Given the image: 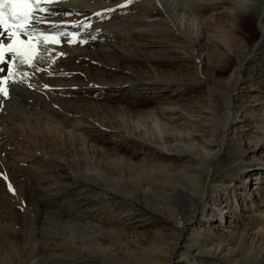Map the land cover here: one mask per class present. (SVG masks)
Here are the masks:
<instances>
[{
  "label": "bare ground",
  "instance_id": "1",
  "mask_svg": "<svg viewBox=\"0 0 264 264\" xmlns=\"http://www.w3.org/2000/svg\"><path fill=\"white\" fill-rule=\"evenodd\" d=\"M249 2L41 6L50 11L38 13L45 18L39 28L79 36L71 44L62 36L59 45H41L48 55L36 62L39 71L16 61L13 79L33 87L17 84L0 98V264H264V203L253 196L264 172L262 131L256 141L240 138L229 148L240 173L216 181L228 132L240 120L231 115V90L212 78L222 65L210 50L228 63ZM93 34L102 38L94 49ZM159 42L172 51L154 50ZM3 64L0 77L8 75L9 63ZM175 64L188 67L166 69ZM241 70L229 79L239 82ZM153 91L152 106L110 97ZM220 91L219 113L212 97ZM199 92L206 104L189 99ZM8 184L19 190L18 200L33 198L37 221L21 213L24 203L15 207ZM51 186L54 193L44 191ZM46 193L54 195L53 207L61 199L52 213L65 208L72 218L48 219L51 210L43 213L39 204ZM247 212L258 216L253 228L239 224Z\"/></svg>",
  "mask_w": 264,
  "mask_h": 264
},
{
  "label": "rangeland",
  "instance_id": "2",
  "mask_svg": "<svg viewBox=\"0 0 264 264\" xmlns=\"http://www.w3.org/2000/svg\"><path fill=\"white\" fill-rule=\"evenodd\" d=\"M263 15H264V0H251V2H249L248 6H247V9H245V11H244V15H243V19H242V30L238 29V38L235 39L234 47L229 51L228 63L225 62L226 61L225 57L220 56V54L216 51L210 50L211 55L214 58L221 61L220 65H222L217 70V73H215V75H213L212 78L216 79V81L218 83H220L221 81H224L227 84L228 88L231 90L233 97H234V105L232 106L231 115L232 116L238 115L239 120H240L239 121L240 123L238 124V126L236 128H232L228 132L230 146L225 147V149L223 151L222 158L220 159L221 163H219V165L217 167V171H216V179H217L216 181L217 182H225V181H223V180H227L225 177V174L238 175L240 173L239 169L236 166L238 164L237 163L238 161L237 160L235 161L231 157V154L229 152V148L232 146L234 147L235 145H241L242 142H241L240 138H242V139L248 138L251 141H256L257 139L255 137V132L262 131V134L264 133V114H263V112L259 111V107L262 106L264 103V36L261 37V30H260V27H261L260 24L262 21L264 22V16ZM96 36H97L96 34H93L91 37H96ZM105 37H104L105 40L106 39L112 40V37H110V38H109V36H105ZM96 39H97V37H96ZM99 39H102V38H99ZM99 39H97L95 42L89 44L90 48H92V49L97 48L98 43L100 44L102 42V41L98 42V41H100ZM127 44H130V42L127 41ZM256 44H258V46H256ZM152 48L154 50H156V49L163 50V52H165V50H167L169 52L172 51L171 49H167V46L164 45L162 42L161 43L159 42L158 44H156ZM221 50L223 52V48H221ZM221 50H220V53H221ZM172 55L173 54L171 53V56ZM180 65L181 64H175L171 67L166 66V69H170V70L175 71L179 68H182V72L183 71L185 72V70L188 66H186V65L183 66V64H182L181 65L182 67H181ZM29 67H31V66L29 65ZM238 67H242L240 81L238 82L235 79L230 80L229 79L230 74L233 72V70L235 68H238ZM0 68H2V66ZM235 88H238V89H235ZM99 92L101 93L102 91H98V94L96 95L99 99L109 100L108 97H106L104 94L100 95ZM153 92H149L148 95L143 96V97L139 96V94H134L131 97L124 95L125 96L124 97L120 93L115 94L114 96L111 95L110 97H113L112 99H113L114 103L119 102V103L128 104L130 106L131 105L132 106L137 105V103H139V104L142 103L141 105H143V103H145V104H147V106H152L154 104L153 95H155V92L154 93ZM79 96H82V92ZM120 96H122V97H120ZM188 96H191V95H188ZM222 97H223V93L221 91L217 92V94H215L212 97L213 98L212 101H214V102H212L213 106L218 107L217 109L219 110V113L223 108L222 105L220 104ZM125 98H127V99H125ZM189 99L191 101H193V103H195V101H197V100H199V102H202L204 104L207 103L205 94L200 93V92H199V95H193ZM201 99H202V101H201ZM58 104H56V105L58 107H61ZM62 107H65V106H62ZM263 173L261 174V178L259 180L260 183H259V188L257 189V194L253 195V196H256V197H254V199L257 203H264V174ZM246 176L248 177L249 173H246ZM50 188H52V186L49 188L46 187V189L44 191H46L47 193H49L50 191H53ZM65 191H66V193L70 192V191H67V189ZM14 192H16L18 194L16 195V193H14ZM54 192L55 191L50 192V193H54ZM47 193L44 195V197H42V198L39 197L40 198L39 204L41 207L40 210H42L43 213H45V211L48 212L49 210H51V211H49V214H47L48 216L46 215L47 218L50 220H55L56 217H58V215H59V217L61 216L60 218H62L63 220L67 217V219H65L64 221L71 219L72 215H70V214H72V210H71V212L70 211L67 212L64 208L63 210L67 214H63V213H65L63 210H62V212L59 211L58 213H54V212H53L54 214L52 213V210L54 211V208L60 204L61 199L59 198L57 200L58 202L57 201L55 202L56 206L53 207V204H54L53 203V201H54L53 196L54 195L51 194L49 196ZM10 194H11L12 200L14 199L13 202L15 201L14 202L15 207L20 209V205L24 202L22 200H18L19 190L15 188L14 191L10 192ZM12 194H14V195H12ZM15 195H16V197H15ZM46 195L48 197H45ZM16 198H17V200H16ZM31 200H33V198ZM31 200H29L28 202L25 200L26 206H28V207H26L25 203H24V206L22 209L24 212L22 211L21 213L24 214V217H26V219L29 218V219H27L28 221H30V220L33 221L35 219L33 221V222H35V221H37L36 209L34 208V204ZM30 202L32 204H30ZM42 207L45 209H43ZM25 210H27V211H25ZM247 213L249 214V216H246L245 218H243V220L240 221L239 224L241 225V227H249L250 226L253 228V227H255L256 222L259 223V220L257 219L258 216H256L254 213H250V212H247ZM55 214H57V215H55ZM53 215H54V218H53ZM64 215H66V216H64ZM68 215H70V216L68 217ZM238 216L239 215L236 216L237 219L240 218V216L239 217ZM22 221H24V219ZM59 229L57 228L56 230L62 231L65 228L60 227ZM33 231H30V232L32 233Z\"/></svg>",
  "mask_w": 264,
  "mask_h": 264
},
{
  "label": "snow or ice",
  "instance_id": "3",
  "mask_svg": "<svg viewBox=\"0 0 264 264\" xmlns=\"http://www.w3.org/2000/svg\"><path fill=\"white\" fill-rule=\"evenodd\" d=\"M57 0H0V38L7 34L10 37V43H3L0 39V64L5 63L6 53L11 54V61L9 62L8 75L0 77V98H8L10 95L9 89L17 84H26L27 87L32 88L31 83H27L25 79H13L16 75V61L20 65H30L33 68L37 67L38 61H42L48 55L47 51H41V45H48L49 43L59 45L61 43V36L67 39L69 44L75 43L77 37L69 36L67 32L58 33L55 35L46 34L38 25L45 21L44 17L38 15L40 12H48V7H41V4L53 5ZM133 0H125V4H131ZM118 5L117 7H123ZM106 12L115 11V9H106ZM100 15V13H96ZM21 34L28 37L27 40L21 39ZM85 43L86 40H81ZM64 55V53H59ZM4 69L0 68V72ZM27 73H23L27 77ZM48 87V85H45ZM2 103V99H0ZM9 191H14L13 186L8 184Z\"/></svg>",
  "mask_w": 264,
  "mask_h": 264
}]
</instances>
